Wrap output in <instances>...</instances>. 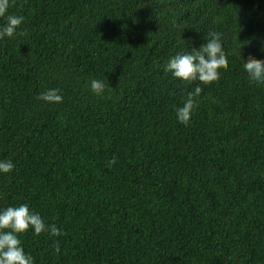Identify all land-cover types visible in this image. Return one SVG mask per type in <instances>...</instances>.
Listing matches in <instances>:
<instances>
[{"label": "trees", "instance_id": "obj_1", "mask_svg": "<svg viewBox=\"0 0 264 264\" xmlns=\"http://www.w3.org/2000/svg\"><path fill=\"white\" fill-rule=\"evenodd\" d=\"M10 3L24 20L0 39V159L15 164L0 208L27 203L61 232L19 235L34 264H264V85L242 68L264 59V0ZM209 31L217 80L163 70ZM53 88L61 103L38 99Z\"/></svg>", "mask_w": 264, "mask_h": 264}, {"label": "clouds", "instance_id": "obj_2", "mask_svg": "<svg viewBox=\"0 0 264 264\" xmlns=\"http://www.w3.org/2000/svg\"><path fill=\"white\" fill-rule=\"evenodd\" d=\"M10 7V0H0V18L4 21L0 24V39L13 37L24 20L22 15L11 14ZM227 64L220 33L209 31L199 48L193 47L189 51L170 57L163 70L182 83L191 84L199 81L209 84L218 79L219 69L226 67ZM242 68L249 83L264 85V59L249 55L246 61L242 60ZM89 87L97 96H103L105 92L102 80L91 79ZM201 92V87L197 85L187 94L183 105L176 108L178 123L184 125L189 123L194 109L199 106L198 97ZM38 99L46 104H58L62 102L63 97L58 89L53 88L40 93ZM114 163L115 157L108 162V166ZM14 168L15 164L11 159H0V175L9 174ZM28 230L35 236L43 232H48L52 236L61 235L59 228L47 225L39 213L30 210L27 203L0 208V264H34L33 256L25 252L19 239V235ZM53 251L60 252L58 243L55 244Z\"/></svg>", "mask_w": 264, "mask_h": 264}]
</instances>
